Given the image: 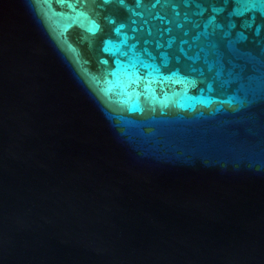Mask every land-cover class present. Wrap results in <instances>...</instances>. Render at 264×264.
Wrapping results in <instances>:
<instances>
[{"label":"water","instance_id":"1","mask_svg":"<svg viewBox=\"0 0 264 264\" xmlns=\"http://www.w3.org/2000/svg\"><path fill=\"white\" fill-rule=\"evenodd\" d=\"M0 264H264V0H0Z\"/></svg>","mask_w":264,"mask_h":264}]
</instances>
